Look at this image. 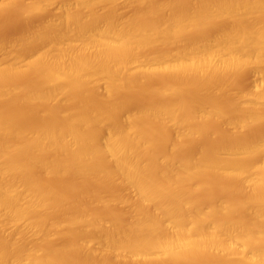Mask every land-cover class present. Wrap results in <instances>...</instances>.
Masks as SVG:
<instances>
[{"label": "bare ground", "instance_id": "1", "mask_svg": "<svg viewBox=\"0 0 264 264\" xmlns=\"http://www.w3.org/2000/svg\"><path fill=\"white\" fill-rule=\"evenodd\" d=\"M0 264H264V0H0Z\"/></svg>", "mask_w": 264, "mask_h": 264}, {"label": "rangeland", "instance_id": "2", "mask_svg": "<svg viewBox=\"0 0 264 264\" xmlns=\"http://www.w3.org/2000/svg\"><path fill=\"white\" fill-rule=\"evenodd\" d=\"M1 1H3V0H1ZM56 8H57V7H56ZM56 8H55V9H56ZM14 25H16V27L14 26L15 29H16V32H14V30H13L14 28H11V27H12V26H11V27H10V29H11L10 32H11V33L9 32V34H15V33L19 32V31L21 30V28H20L21 26L19 27V24H14ZM7 30H9V28H8ZM7 30H6V32H8ZM12 30H13V31H12Z\"/></svg>", "mask_w": 264, "mask_h": 264}]
</instances>
